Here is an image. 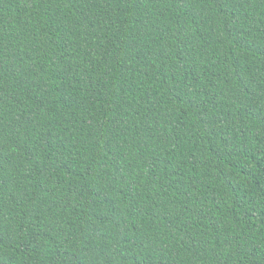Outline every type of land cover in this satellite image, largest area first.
<instances>
[{
    "label": "trees",
    "instance_id": "trees-1",
    "mask_svg": "<svg viewBox=\"0 0 264 264\" xmlns=\"http://www.w3.org/2000/svg\"><path fill=\"white\" fill-rule=\"evenodd\" d=\"M0 264H264V0H0Z\"/></svg>",
    "mask_w": 264,
    "mask_h": 264
}]
</instances>
